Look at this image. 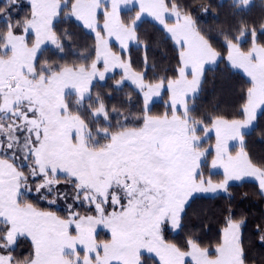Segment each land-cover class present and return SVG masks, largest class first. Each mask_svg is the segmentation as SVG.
Returning <instances> with one entry per match:
<instances>
[{
    "label": "snow or ice",
    "instance_id": "obj_1",
    "mask_svg": "<svg viewBox=\"0 0 264 264\" xmlns=\"http://www.w3.org/2000/svg\"><path fill=\"white\" fill-rule=\"evenodd\" d=\"M20 6V0H0V264H146L145 252L158 264H247L244 221L230 213L214 251L195 233L177 244L167 242L163 232L183 226L196 194L227 192L229 181L255 177L264 193V160L257 163L245 151L242 131L264 108V0L259 17L251 20L245 15L254 0H229L234 22L220 30L228 63L250 82L236 118L196 114L205 64L221 53L180 0H30V12L13 23V10ZM122 6L136 9L135 15L124 18ZM62 14L95 34V55L90 51L84 63L41 60L47 44L62 54L65 41H72V32L55 27ZM145 14L177 48L171 77L148 80L146 71L134 69L130 55L125 59L135 42L143 44L147 64V41L138 33ZM113 37L119 52L110 47ZM116 68L122 74L112 91L130 81L132 93L142 97L134 112L131 93L111 107L106 102L111 92L93 97V82L106 81ZM164 88L166 110L153 114L149 102ZM212 130L211 167L223 169L218 182L201 170L209 151L203 141ZM229 141L240 145L234 155ZM61 200L65 215L38 206ZM99 228L105 239L98 238ZM257 231L264 242V229ZM21 241L31 249L22 256L15 254Z\"/></svg>",
    "mask_w": 264,
    "mask_h": 264
},
{
    "label": "trees",
    "instance_id": "obj_2",
    "mask_svg": "<svg viewBox=\"0 0 264 264\" xmlns=\"http://www.w3.org/2000/svg\"><path fill=\"white\" fill-rule=\"evenodd\" d=\"M21 6L13 10V20L15 23L18 19H23L30 12V2L20 0ZM182 5H187L191 11L193 19L196 21L206 37H209L211 43L217 51L221 53L215 65L205 67L202 76V85L195 100L196 114H224L228 118H236V109L242 103L241 94L246 92L250 86L249 80L233 70L226 62L227 51L224 46V37L220 35L222 28H227L233 23L229 15V0H180ZM260 0H254V6L245 15L246 19L258 18L261 9L258 7ZM211 5L207 13L203 11V6ZM136 9L132 11L123 10L121 15L124 18L135 15ZM102 15L100 14L101 21ZM61 17H58L54 23L57 31L68 29L73 33L72 41H65L66 50L64 53H57L53 45H47L43 49L41 60H49L57 63H84L82 57L94 56L95 37L86 29L77 26L76 22L69 23ZM239 20V16L236 17ZM4 25L0 23V28ZM138 33L141 41H147V64L142 63L145 54L143 44H132L129 46L128 54L130 55L135 70L146 71L147 79L152 80L154 76L168 75L172 76L173 70L177 67L178 51L163 28L154 21L143 19L138 23ZM31 39V37H29ZM264 42V37H261ZM250 38L246 37L242 43L243 48L249 47ZM114 51L119 50L112 46ZM155 65V68L153 67ZM101 68V66L99 65ZM121 73L109 75L106 81L93 82V97L97 91L107 94L111 92V98L106 102L111 107L118 104L121 100L126 99V94H132L131 110L134 112L142 106V97L138 100L135 93H132L133 86L125 83L120 91H112L115 80L120 78ZM168 101V92L164 88L161 92L160 99L153 101L149 107L153 114H161L166 110ZM191 104V101H189ZM127 111L128 108L123 109ZM201 132L200 134H202ZM245 137L244 148L250 154L253 161L259 163L264 160V109H262L254 121L252 128L243 133ZM206 142L212 143L213 137H209ZM212 151L208 152L202 162V168L206 177L211 176L213 182L223 179L220 172L210 171L209 162L212 158ZM33 196L35 193L33 192ZM38 206L44 209L56 211L60 215H65L66 211L48 205L46 201H38ZM83 211L82 209H80ZM231 214L235 220H243L241 226V235L243 246L246 253L247 264H264V242L260 241V233L257 226L264 229V195L261 193L257 183L252 181H241L230 183L227 192L214 196H195L184 213L183 226L178 230L166 228L163 232L167 242L182 244L189 234L195 233L202 246L210 247L213 251L217 242L220 240L222 229L226 226V217ZM99 239H105V231L97 232ZM28 243L21 241L16 248V255H25L30 251ZM146 264H158L157 258L147 259L148 255L144 254ZM190 264V262H189Z\"/></svg>",
    "mask_w": 264,
    "mask_h": 264
},
{
    "label": "rangeland",
    "instance_id": "obj_3",
    "mask_svg": "<svg viewBox=\"0 0 264 264\" xmlns=\"http://www.w3.org/2000/svg\"><path fill=\"white\" fill-rule=\"evenodd\" d=\"M28 1L30 2V0H28ZM128 7L131 8V6H128ZM123 10H128V9L122 6L121 11H123ZM99 14H103V10H102V9L99 10ZM143 19H148V20L154 21V20L152 19V17L147 16L146 14L142 17L141 20H143ZM141 20H140V21H141ZM174 21H175V18L172 17V18L169 20V23H174ZM154 22L157 23L158 25H160L158 22H156V21H154ZM138 23H139V22H138ZM102 24H103V21H101V27H102ZM160 26L163 28L162 25H160ZM86 30H87V29H86ZM87 31H89V30H87ZM89 32H90V31H89ZM90 33L93 34V36L95 37V34H94V33H92V32H90ZM168 36L170 37L169 34H168ZM132 44H135V42H131V43H130V45H132ZM47 45H51V44L49 43V44H47ZM47 45H46V46H47ZM112 46H115V47L120 51L119 42H118L114 37L110 39V47L112 48ZM113 51H114V50H113ZM226 57H227V56H226ZM217 60H218V59H217ZM216 62H217V61H216ZM216 62H215V63H216ZM226 62H227V64L230 66V64H229L228 61H227V58H226ZM215 63H207V64H205V67H211V66L215 65ZM100 66H101V70H103V64H102V63L100 64ZM230 67H231V66H230ZM232 69L235 70V71H238L239 73H241L242 75H244V76L249 80V78L243 73V71H242L241 69H234V68H232ZM189 71H190V70H189ZM116 72L122 74V70L119 69V68H116V69H112L110 72L106 73V77H108L109 75H112L113 73H116ZM96 81H98V80H96ZM94 82H95V81H94ZM99 82H100V81H99ZM125 83H128V84L131 85V82H130V81H126ZM162 91H163V89L161 90V92H162ZM160 96H161V94H160L159 96H154V97L150 100V102H149V107H150V105H151V103H152L153 101H157V100H159V99H160ZM262 109H264V108L258 109V110H257V114H258ZM253 125H254V121H253V123H252L248 128L242 130L243 133L248 132V131L252 128ZM200 135L203 137V136H204V133H202V134H200ZM209 137H213V142H212V143L206 142V140H207ZM215 144H216V133H215V130H212V131H210V132L207 134V137L204 139V141H203V147H204V148H207V149L209 150L208 152L212 151V153H213L212 158H211V160H210V162H209V165H210V171L215 172V173L220 172V173L223 174V169H222V168H219V167H217V168H212V167H211V161H212V159H213V157H214V155H215ZM229 146H230V151L233 153V155H234L237 151H239V147H240V145H239V143H238L237 141H229ZM206 156H207V155H206ZM205 158H206V157H205ZM205 158H203L202 162L204 161ZM241 181H252V182L257 183L258 186H259V182H258V180L255 179V177H245V178H243V179L240 180V181H235V180H233V181H229V184H230V183H237V182H241ZM260 191H261V190H260ZM221 193H224V191H217L216 193H207V194H196V196H214V195H218V194H221ZM261 193H262V192H261ZM262 194L264 195V193H262ZM69 202H71V201H69ZM53 207H55V208H59V209H62V210H64V211H66V205L64 204V202H63L62 200H61L58 204L54 205ZM169 228H170V227H169ZM100 230L105 231L103 228H99V229H98V231H100ZM144 254H147V255H148V253H146V252H145ZM157 260H158V258H157ZM189 262H190V260H189Z\"/></svg>",
    "mask_w": 264,
    "mask_h": 264
}]
</instances>
